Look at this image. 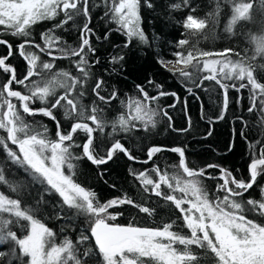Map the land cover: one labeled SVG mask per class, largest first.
Here are the masks:
<instances>
[{"label":"snow or ice","instance_id":"6c2138e0","mask_svg":"<svg viewBox=\"0 0 264 264\" xmlns=\"http://www.w3.org/2000/svg\"><path fill=\"white\" fill-rule=\"evenodd\" d=\"M223 3L231 6L227 32L231 33L238 21L251 19L252 2L223 0ZM103 4L105 16L117 25V31L126 35L128 42L138 39L148 43L141 28L140 11L142 7L152 8V0H103ZM94 6H90L89 0H0V36L10 34L24 38L15 50L9 41L0 39V45L7 46V53L0 55V131L6 133L0 135V149L12 164L23 169L36 186V196L33 197L26 192L25 182L8 181L4 168L0 166V184L6 185L10 193L0 191V243L14 245L10 252L0 251V261L9 257L8 264L13 258L19 264H89L90 258L95 255L99 264H201L200 258L193 252L195 247L204 250L206 256L215 260V264H264V222H258L256 218L264 217V186L259 189L261 199L250 196L244 199L245 194L258 184V177L264 175V140L249 143L250 149L255 150L258 145L261 147L258 156L253 154L246 179L233 175L232 171L218 164L190 167L185 156L186 147L181 146L167 148L153 145L147 150V159L138 161L120 139L114 138L117 132H130L138 125L143 130L154 129L159 117L166 118L168 127L173 131H188L187 128L175 129L169 115V110L176 107L180 97L174 91L164 90L163 85L153 80H149L148 85L156 89L155 94H150L143 85H136L140 98L129 99L126 105L128 111L111 122L112 131L108 134L112 140L110 144L96 136L100 133L102 137L105 132L104 110L94 101L88 111L83 98L92 94L96 101L107 106L118 98V93L114 89L110 95H102L106 81L102 77L93 79L91 72L92 64L101 62L100 58L91 63L89 61V55L96 52L91 41L95 31L90 26L91 7ZM170 7L174 10L185 7L190 11L182 21L183 38L173 45L175 50L171 55L175 59L165 60L158 55V63L176 76L191 96H196V90L203 88L205 81L214 82L223 95V106L217 120H223L229 111L230 91L237 92L235 102L240 104L244 99L241 92L247 90L246 111L257 116V123L264 127V82L254 75L255 66L252 63L255 56H264V33L248 36L254 52L251 57L247 55V49L243 50V54L231 47L219 52L206 51L197 47L192 38L201 34L209 19L218 18L221 0H216L214 11L205 18L194 14L196 10L190 0H182V3ZM61 14L64 19L41 34L42 43L31 38L34 25L53 20ZM77 17H83V23L80 26L73 24L79 27L80 33L78 46L73 47L55 31L74 22ZM127 46L126 43L124 47ZM16 52L26 62V74L21 75L11 63ZM42 56L50 59L42 60ZM232 56L237 59H232ZM69 57L74 58L75 75L54 70L57 59ZM121 60L122 56L111 57L113 63ZM90 80L92 86L89 85ZM166 96L174 98L176 103L162 108L158 101ZM37 102L44 106L36 107ZM154 103L156 107L152 106ZM184 103L186 108L187 99ZM58 110H63L65 118L74 121L67 129L57 119L55 113ZM243 111L234 116L235 122L240 125L239 129L234 128V133L247 141L246 133L251 125ZM37 115L55 121V139L50 137L47 126L25 119V116ZM214 122L209 120V123ZM79 132L86 134L82 144H76L74 140ZM99 144H106L103 155L97 150ZM73 148L81 149V156L98 167L112 161L120 153L130 161L144 164L163 151L178 154L177 171L172 174L155 164L150 170L136 172L129 169V172L144 193L150 192L156 198H162L176 210L178 220L188 234L173 230L177 224L175 220L163 227L112 223L123 214L117 211L121 206H132L149 216L154 215L155 208L138 203L127 193L101 202L95 191L76 182L74 161L81 157L73 155ZM216 169L219 175L210 171ZM204 179L216 181L214 196H210ZM52 197L59 198L60 211L74 209L77 215L86 218L75 242L65 237L59 244L55 243L56 234L38 218L44 215L45 208H56ZM28 198L34 203L29 204ZM246 213H255L256 217L248 218ZM13 224L19 225L26 234L18 235L12 231L10 226ZM92 240L94 248L84 247ZM179 246H183L182 250Z\"/></svg>","mask_w":264,"mask_h":264},{"label":"trees","instance_id":"16d2710c","mask_svg":"<svg viewBox=\"0 0 264 264\" xmlns=\"http://www.w3.org/2000/svg\"><path fill=\"white\" fill-rule=\"evenodd\" d=\"M153 7H142L141 28L148 38V43H142L138 39H133L128 42V38L123 32L117 31V25L113 23L110 17L105 16L106 8L103 0H89L91 7V24L95 35L91 37L92 46L96 49L95 54L89 55L90 63L100 58V64H92L91 72L93 79L103 78L106 81L105 89L101 92L102 95L108 96L115 89L118 93V98L113 100L110 105H104L92 94H86L83 98L85 108L90 111L93 102L98 107L104 110V120L106 121L105 132L103 136L96 133L99 139L110 144L112 140L108 134L112 131L111 122L114 121L120 114L126 112L127 102L131 97L138 96L136 85H143L147 88L150 94H155L156 89L148 85L149 80L155 81L157 84L163 85L164 90L174 91L180 97V102L176 103L174 98L166 96L158 101L162 108L176 103V107L169 110V115L172 117V124L175 129H185L188 131L180 133L173 131L168 127V120L163 117L158 118L156 127L143 130L137 126L130 132H117L115 139H120L122 143L137 157L138 161L147 159V150L153 145L165 146L171 148L174 146L186 147L185 156L190 167L201 168L206 164H218L225 169L232 171L233 175L240 178L248 177V167L251 163L253 154L259 155L261 146H257L255 150L249 148V143H255L257 140H264V127L257 123V116L247 113L248 106L247 90H242L241 94L244 99L237 104V92L230 91V108L223 120H217L223 106L222 90L219 89L214 82L205 81L203 88L196 90V96H191L187 93L179 79L158 63V55L164 57L165 60L173 58L171 53L175 50L174 43L183 38L182 27L183 19L189 14L190 9L182 7L179 10H174L170 6L176 3H182V0H152ZM252 2L253 9L250 10L251 19L238 21L232 28V32L226 31V27L231 18V6L224 4L221 0V12L215 20L209 19L206 22V28L192 38V42L196 46L206 50L219 52L225 48H235L243 54V50L247 49V55L253 56V46L248 41L250 34L259 35L264 33V3L262 0H245ZM195 15L198 18H205L212 13L216 7V0H190ZM63 14L53 20L41 21L32 27V36L37 43H42L41 34L52 28L63 20ZM83 23V17H77L74 22H69L63 29H57L55 34L60 36L68 45L73 47L78 46L79 27H74L73 24L80 26ZM2 28V26H0ZM107 39H105V34ZM0 39H5L13 45V49L21 42L22 37H15L10 34L0 36ZM127 47H124L125 44ZM35 50V49H31ZM7 53V46L0 45V55ZM122 56L123 60L118 63H113L111 57ZM232 59H237L232 56ZM42 60H49L47 56H42ZM74 58H61L55 62V71H68L75 75L73 63ZM18 72L26 74L27 65L18 52L11 58ZM254 64V75L256 78L264 82V56H255L252 61ZM115 69V71H112ZM199 83V78H197ZM239 83V82H237ZM92 86V81H89ZM191 87V82L188 83ZM198 97V98H197ZM185 99H187V107L185 108ZM124 101V104H121ZM36 107H42L40 102H37ZM242 109L245 119L249 120L250 127L247 130V141L242 139L238 134L234 133V128L239 129L240 125L235 122L234 116L241 114ZM57 119L61 121L64 128L74 122L71 118H65L63 110H58L56 113ZM189 117L191 125L189 127ZM28 122H39L47 126L49 135L55 139L56 125L55 121L50 118L37 115L35 117L25 116ZM216 122L209 123V120ZM88 122V121H85ZM90 123V122H89ZM211 132V135H209ZM0 135L6 133L0 131ZM86 134L79 132L75 137L76 144H82ZM14 147V146H13ZM231 149V150H230ZM101 155L106 150V144H99L97 149ZM73 155L81 157L74 161L75 180L86 189H91L97 193L101 202L106 201L115 196L127 193L133 197L138 203L143 202L147 206L155 208L154 215L140 213L138 209L124 205L117 211L123 213L118 215L112 223L127 225L133 223L141 227H163L164 224L170 223L173 220L177 221L173 230L188 234L183 224L178 220L176 210L166 204L162 198H156L154 195L144 193L141 190V185L130 174L129 169L136 172L145 169L150 170L154 164L159 166L161 170H166L169 174L177 171L176 167L179 164V156L171 151H163L153 157L152 161L147 164L130 161L124 154L120 153L112 161L102 166H96L81 156V149L73 148ZM0 166L4 168V175L10 182L19 183L25 182L26 192H30L33 197L36 196L35 187L30 177L24 173L23 169L12 164L7 159L6 153L0 149ZM214 175H219V170H210ZM67 172V170H66ZM103 173V176H101ZM216 181L204 179V184L209 191L210 196H214ZM115 185V188H113ZM264 186V175L258 177V184L245 194L244 199L251 198L261 199L260 187ZM0 191L9 193L6 185L0 184ZM10 194V193H9ZM15 198V196L13 197ZM52 203L56 208L47 207L44 209V215L38 216L42 219L49 228L56 234L55 241L59 244L65 237H68L75 242L81 234V229L85 226L86 218L83 215H77L74 209L69 210L64 208L59 209V198L52 197ZM27 202L33 204L34 201L28 198ZM248 218L256 217L255 213H246ZM60 216V219L56 217ZM5 218L7 215H5ZM258 222H264V217H256ZM12 231H16L18 235L26 234L22 231L19 225L13 224L10 226ZM94 240L84 247H93ZM14 247L11 243H0V251L10 252ZM182 250L183 246H179ZM95 251V250H94ZM193 252L201 261V264H215V260L205 255L204 250L193 247ZM17 251V255H18ZM9 257H5L0 261V264H8ZM11 264H19V261L12 259ZM89 264H99L97 256L93 255Z\"/></svg>","mask_w":264,"mask_h":264},{"label":"rangeland","instance_id":"374dc122","mask_svg":"<svg viewBox=\"0 0 264 264\" xmlns=\"http://www.w3.org/2000/svg\"><path fill=\"white\" fill-rule=\"evenodd\" d=\"M173 59H175L174 57L173 58H171V59H168V60H173ZM165 68V67H164ZM131 98H140V97H138V96H134V97H131ZM130 98V99H131ZM153 107H156V104L154 103L153 105H152ZM128 110H126V112H127ZM153 178L155 179L156 177L155 176H153ZM55 243H56V241H55Z\"/></svg>","mask_w":264,"mask_h":264},{"label":"water","instance_id":"95a60500","mask_svg":"<svg viewBox=\"0 0 264 264\" xmlns=\"http://www.w3.org/2000/svg\"><path fill=\"white\" fill-rule=\"evenodd\" d=\"M250 165V164H249ZM121 225H123V224H121ZM141 227V226H140Z\"/></svg>","mask_w":264,"mask_h":264}]
</instances>
